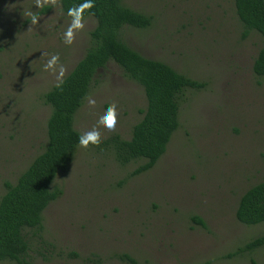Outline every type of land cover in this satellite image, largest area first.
Returning a JSON list of instances; mask_svg holds the SVG:
<instances>
[{"label":"rangeland","instance_id":"rangeland-1","mask_svg":"<svg viewBox=\"0 0 264 264\" xmlns=\"http://www.w3.org/2000/svg\"><path fill=\"white\" fill-rule=\"evenodd\" d=\"M35 2L0 0V198L4 183L15 184L47 143L50 107L42 96L57 80L42 71V52L59 54L64 78L90 46L95 27L93 18L84 19L65 46L70 19L60 0L43 6L49 11L42 15ZM122 4L152 18L147 29L121 28L128 47L206 87L184 93L179 128L143 174L131 176L142 160L121 166L111 151L78 146L53 182L62 194L42 213L40 238L26 232L25 264H264V246L229 256L264 236V222L245 226L235 218L241 196L264 182V77L252 72L261 37L251 32L242 39L233 0ZM29 11L38 14V24H31ZM87 97L74 129L96 124L97 112L115 102L117 125L111 131L100 126V141L113 135L129 140L146 108L142 87L111 62L98 71ZM124 255L132 263L122 261Z\"/></svg>","mask_w":264,"mask_h":264},{"label":"trees","instance_id":"trees-1","mask_svg":"<svg viewBox=\"0 0 264 264\" xmlns=\"http://www.w3.org/2000/svg\"><path fill=\"white\" fill-rule=\"evenodd\" d=\"M83 0H60L66 13ZM236 16L243 27L242 39L251 32L262 39V47L252 65L257 79L264 77V0H233ZM48 7L38 13L46 14ZM84 14L91 17L95 27L90 32V46L75 67L64 78L60 87L53 86L42 96L50 107L46 123L47 143L15 184L5 182L0 198V263L25 264L29 251L26 232L40 238L42 213L62 191L52 188L58 174L64 173L79 146V132L74 129V116L87 97L98 71L109 63L119 67L124 76L142 87L146 108L141 120L131 130L129 140L113 135L89 147L97 151H111L115 161L125 166L142 160L144 163L131 173L137 176L151 170L165 154L172 135L179 128L180 102L187 90L199 91L205 83L190 79L168 65L150 60L128 47L119 36L123 26L136 29L150 27L152 18L122 4V0H95V6ZM70 19V18H69ZM237 222L255 226L264 222V182L249 188L240 198L235 211ZM201 227L204 222L193 217ZM264 246V236L254 238L229 256L249 253ZM122 261H132L127 256Z\"/></svg>","mask_w":264,"mask_h":264},{"label":"clouds","instance_id":"clouds-1","mask_svg":"<svg viewBox=\"0 0 264 264\" xmlns=\"http://www.w3.org/2000/svg\"><path fill=\"white\" fill-rule=\"evenodd\" d=\"M58 0H36L35 7L37 9L45 6H55ZM95 6V0H83L73 7L67 10L66 15L70 18L68 27L63 33V44L65 46L72 45L74 41L75 34L84 28V14L86 11L91 14L90 10ZM31 17V24L36 25L39 23V16L33 11L27 13ZM41 57H47L42 65V71L49 74H54L57 80V87H60L63 83V76L65 73V68L59 63L60 56L56 54L43 53ZM88 104L90 106H95L97 101L92 97H87ZM118 108L115 102L106 105L103 110L97 112L96 114V124L91 127L82 130L77 137L79 147L87 149L90 144L95 145L100 143L101 140V128L102 126L106 130H114L118 121Z\"/></svg>","mask_w":264,"mask_h":264}]
</instances>
